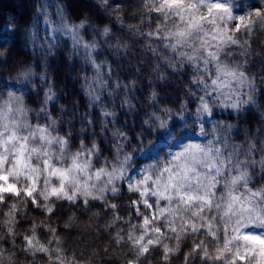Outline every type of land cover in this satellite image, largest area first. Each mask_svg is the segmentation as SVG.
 <instances>
[{
	"label": "snow or ice",
	"instance_id": "1",
	"mask_svg": "<svg viewBox=\"0 0 264 264\" xmlns=\"http://www.w3.org/2000/svg\"><path fill=\"white\" fill-rule=\"evenodd\" d=\"M144 7L156 13L158 20L147 35L160 40L180 64L187 62L194 69L193 83L202 93L198 97L197 120L211 115L213 107L239 112L246 105H255L254 78L228 61L231 53L226 49L247 46V41L240 44L237 33L250 35L257 26L264 27V4L237 11L234 0H144ZM85 22L69 24L62 16L58 25L50 27L53 32L71 35L78 47L94 49L95 44L83 42L78 35ZM109 32L105 26L103 34ZM245 88L247 91H242ZM52 98L49 93L46 100ZM103 115L111 113L105 111ZM153 116L157 123L152 128H167L166 120ZM112 135L116 142L111 159L100 157V147L95 142L88 147L81 140L73 151L70 131L60 135L57 121L50 116L45 123H30L23 97L9 93L8 100L0 104V205L13 197L19 198V204L11 203L6 213L4 222L9 227L0 236V264L5 259L14 264L15 253L6 255L3 241L7 237L15 249L18 233L14 225L18 223L20 205L26 208L30 202L51 216L55 204L48 201L53 198L72 204L79 200L85 207L90 201H101L113 210V220L108 225L111 227L123 217L115 212L118 205L110 203L107 196H118L121 183L128 192L138 195L131 207L135 216L142 218L139 226L125 221L129 230L122 234L124 230L120 229L112 238L117 245L130 246L133 256L128 264H141L142 258L157 247L163 249L161 259L168 261L179 252L180 241L188 235L205 238L193 243L191 252L185 254V264L195 255L213 264H264V187L249 186L250 168L258 164L264 170V152L260 161L252 158L255 143H249L247 150L229 148L227 140L208 145L185 144L168 158H157L155 163L141 168L133 177L129 175L133 158L124 150L127 134L117 129ZM94 158L104 163L97 168ZM64 226L71 227L69 223ZM38 227L41 225H31V235L23 236L19 252L34 258L43 254L48 264H75L74 259L69 261L63 255L56 229L44 226L50 239L42 243ZM162 238L175 240V247H169Z\"/></svg>",
	"mask_w": 264,
	"mask_h": 264
},
{
	"label": "trees",
	"instance_id": "2",
	"mask_svg": "<svg viewBox=\"0 0 264 264\" xmlns=\"http://www.w3.org/2000/svg\"><path fill=\"white\" fill-rule=\"evenodd\" d=\"M234 2L243 11L264 4V0ZM44 3L60 8L69 24L86 21L80 35L96 47L86 50L65 36L55 43H43L39 35L34 40L33 27ZM157 22V14L144 7V0H107L106 3L103 0H0V86L30 73L33 75L30 83L20 92L30 123H45L50 116L57 121L60 135L71 132L73 151L79 148L81 140L88 147L95 142L100 147V157L108 159L112 158L116 142L112 133L119 129L128 137L124 150L134 155L154 145L159 138L160 128L151 127L157 123L153 114L166 120L174 134L186 132L185 120L191 119L189 113H196L198 97L202 95L193 83L194 69L187 62L180 64L160 40L147 35ZM7 24L10 27L4 31ZM105 26L110 29L107 35L103 34ZM236 35L240 44L247 41V46L233 45L226 49L231 53L228 61L254 78L256 103L246 105L239 112L217 107L216 116L228 125L229 147L247 150L249 143H255L252 158L260 161L264 152V27L257 26L250 35L243 32ZM49 93L53 98L46 100ZM42 108L45 112H41ZM105 111L111 115L105 117ZM93 163L98 167L104 161L94 158ZM250 174V187H264V170L258 164L250 168ZM120 186L118 196L110 193L107 196L110 203L118 205L115 212L123 217L111 227L108 225L113 220V210L101 201H90L85 207L79 200L72 204L53 198L48 201L55 204L51 216L30 202L26 208L20 205L21 210L16 214L18 223L14 225L18 233L16 247L11 248L6 237L3 241L6 255L15 253L14 264H48L43 254L34 258L19 252L23 236L31 235L30 228L35 223L41 225L36 232L42 243L50 239L44 226L56 229L62 240L63 255L69 261L74 259L75 264H128L133 256L130 246L117 245L112 238L120 229L125 234L129 223L139 226L142 218L135 216L131 207V201L138 199V195L128 192L125 185ZM13 202L19 204V198H10L6 205H0V236L9 227L4 221ZM65 223L71 227L66 228ZM204 238L184 237L179 252L168 261L161 259L162 247L154 248L142 258L141 264H185V254L191 252L193 243ZM162 239L169 247H175V240ZM3 264L9 261L5 259ZM188 264L213 262L202 261L195 255Z\"/></svg>",
	"mask_w": 264,
	"mask_h": 264
},
{
	"label": "rangeland",
	"instance_id": "3",
	"mask_svg": "<svg viewBox=\"0 0 264 264\" xmlns=\"http://www.w3.org/2000/svg\"><path fill=\"white\" fill-rule=\"evenodd\" d=\"M53 7V3H51L50 5L48 3H44L40 8L39 18L36 20L33 27L34 40H37V36L39 35L43 43H55L58 39L65 36L70 38L74 42L71 35L52 31L50 25H58L61 17L63 16L60 8ZM239 10V7H237V11ZM9 27V24H7L4 28V31L9 29ZM81 29L79 30L78 35L83 42L88 43L80 35ZM32 77L33 75L31 74L23 75L17 81L11 82L7 86H0V104H3L8 100L9 93L21 96L20 92L26 90ZM208 99L211 100L210 98ZM217 109V107H213L211 115H202L199 120H197V117L195 115L196 113H189L191 119L187 122L185 120V123L183 122L184 129H187L185 130L186 132L174 134L172 129H170L168 123L167 128H160L159 138L154 145L149 146L144 150L138 151L136 154L132 155V168L129 171V175L133 177L137 176L141 168L151 163H155L157 158H159L160 160L168 158L170 153L180 151L181 147L185 144L195 143L208 145L227 140L226 129H228V125L225 121H220V119L216 116ZM185 119H187V117ZM190 123L193 125V127H190ZM201 129H203V131H201Z\"/></svg>",
	"mask_w": 264,
	"mask_h": 264
}]
</instances>
